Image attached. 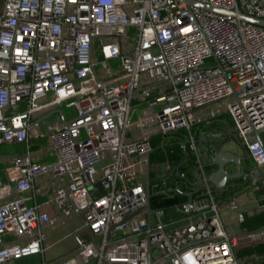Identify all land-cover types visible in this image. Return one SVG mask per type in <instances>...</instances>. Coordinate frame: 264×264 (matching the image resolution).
Masks as SVG:
<instances>
[{"label": "built area", "instance_id": "built-area-1", "mask_svg": "<svg viewBox=\"0 0 264 264\" xmlns=\"http://www.w3.org/2000/svg\"><path fill=\"white\" fill-rule=\"evenodd\" d=\"M192 1L221 10L186 0H0V144L25 145L6 167L8 182L0 173V199L12 185L20 193L0 201V263L43 254L46 226L60 214L26 200L49 172L59 212L80 215L76 235L100 236L99 245L80 237L55 264H241L191 127L215 114L201 108L226 99L233 133L264 167L253 133L264 126V25L240 16L264 19V0ZM44 119L35 134L47 136L51 158L36 160L30 129ZM181 128L194 165L187 172L166 158L158 179L196 190L170 213L163 204L148 212V172L139 175L152 138L163 145ZM224 204L244 219L234 196Z\"/></svg>", "mask_w": 264, "mask_h": 264}, {"label": "crops", "instance_id": "crops-1", "mask_svg": "<svg viewBox=\"0 0 264 264\" xmlns=\"http://www.w3.org/2000/svg\"><path fill=\"white\" fill-rule=\"evenodd\" d=\"M217 106L218 104L214 102L201 108L200 110L203 114L208 115L209 112H214L215 114L213 116H210L209 117L210 119L208 118L209 122H206L204 120L195 122L191 127V131L194 133L195 139L197 141L198 150L201 154L204 167L207 170L208 174L212 169L216 168V165L205 164L209 161V152H210L209 144L211 139L213 140V144L216 146V149L218 150L230 149L235 153L241 154L240 162H241L243 174L236 178H229L223 187H217L213 185V191L215 193L216 200L221 205L220 211L224 219L227 230L237 234V243L235 244V251L237 257H239L241 261V264H264V247H263L264 223H261L255 227L252 225L249 226L247 223H245L247 217H250L255 213H259L260 211L264 210V167L257 166L253 161V159L251 158V156L247 153L245 148L238 141H236V139L233 136V127H232L233 123L228 111L225 109L222 110H219L218 108L216 109ZM223 111L227 113L230 122L232 123L230 124V128L232 129L231 134L233 137L232 139L234 141L233 143L236 145L237 148L232 147L230 143L222 144L223 146H221L220 140L223 137H225V133H222L223 130L222 131L216 130L215 126H213L220 119V113H222ZM67 112L71 113L72 109L69 110L67 109ZM51 120H53V122H57L56 116L51 118ZM224 124L225 127L223 129H230L228 126L229 124H227V122H225ZM47 126L48 124L44 119L41 120L39 124L37 123V125H33L30 129V133H31L30 138L34 144V149H35L33 158L36 160L51 158L48 157L44 151L46 147L48 148L47 136L44 135L36 136L35 134L38 128L45 129ZM202 132L204 133V137L206 138V140L201 139ZM262 133H264V128L261 131H259L260 138L263 140ZM185 137H186V132L183 128H181V129H177L176 131H172L170 135H168L166 138L168 139L167 142L163 145H160V143L158 145L160 136L157 135L152 138L153 145H155L157 149L159 148L158 152H160V154L156 153L157 149L155 148L156 150H154V152L152 151L151 153V157H150L151 166L149 167V170L147 171V169H145L141 173H145L147 176V172H148L149 178L150 176L153 178V183H152L153 188L155 190L160 191L161 193H164L162 189H167L166 188L167 185L174 187L177 184L180 186L181 191H183L186 195H187L186 191L192 190L195 192L196 190L195 186L191 184L188 185L185 184L182 181V179L181 182H179V180H177L172 175L169 176L164 181V183L160 179H158L159 178L158 176L161 173L159 167L160 160L164 161L166 158H169L168 160H170V162L173 165L174 164L178 165L176 164L175 160L171 159L167 154V152H170V150L173 149L171 144H177L183 149L180 156L182 159L181 162H187V165L185 167H181L180 169H185L187 172H189L192 166L194 165V160H193L194 158L192 154L187 159H184V146L182 144L183 142L182 140L185 139ZM24 150H25V145L22 142L11 141L0 144V173L2 179L5 182L9 181L6 167L12 163L13 158L16 154L22 153ZM156 155H158V157ZM225 167L229 171H235V164L233 162H228ZM58 182L59 180L49 172H44L39 174L34 180V186L38 189L35 191L34 195L27 198L26 200V203L28 204H32L35 202L39 203L40 206L43 209L47 210L51 215L60 214L58 220H56L53 224H49L46 226L47 240L45 239L44 241V247H45L44 252L43 254L36 255V257H38L39 259V264L41 261H45L47 264H55V262L59 261L61 257H63L65 254L71 253L73 249L77 247L80 238L78 237V231L76 235V227L80 223V215L74 212L71 215L64 216L59 212L54 202L53 198L55 193V187L57 186ZM12 187H11V191L5 196H3L2 199H0V201L7 199L9 196L20 194L19 192L14 190V187L12 189ZM149 187H150V182H149ZM29 192L27 193L29 194ZM239 193L241 194L244 193V197L242 198L240 203L237 200L239 206L241 207L244 213V219L241 221H238L235 218L234 211L224 204L227 203L228 199L231 196H234L237 199ZM164 194L172 195L173 193L171 192L170 194V191H167ZM175 203L176 202H174L170 207L167 208V213L172 212L173 205ZM251 223L252 222H249V224ZM67 227L69 228L67 229ZM250 231H258V233L256 235L249 237L247 236V233ZM68 233L70 234V236L76 235L77 237L75 236L74 238H72L71 241H68L65 247L58 248L56 243L61 241ZM84 235L86 237L88 236L86 233ZM240 240H244L243 245H239ZM257 245H260V248H257L256 247ZM239 247H241V249L245 251L243 252V254H238ZM14 260H8L0 264H12V262H15Z\"/></svg>", "mask_w": 264, "mask_h": 264}, {"label": "water", "instance_id": "water-1", "mask_svg": "<svg viewBox=\"0 0 264 264\" xmlns=\"http://www.w3.org/2000/svg\"><path fill=\"white\" fill-rule=\"evenodd\" d=\"M187 2H191V3H197L194 2L192 0H186ZM200 4L202 6H205L207 8L210 9H214V10H221L217 7L208 5V4H204V3H197ZM241 17L250 20L254 23L257 24H261L264 25V19L258 18V17H254L245 13L240 14ZM264 128V126L258 127V128H254L253 129V133L260 138L259 135V131H261ZM234 138L236 139V141H238L241 144V141L238 139V136L236 133H233ZM201 139L206 140V138L204 137V133H201ZM183 146H184V142H182ZM210 152H209V161L207 163H205L206 165H216V168L212 169L209 174H208V180L212 182L213 185L217 186V187H223L227 180L229 178H236L239 177L243 174V170L241 167V154L239 153H235L230 149H226V150H218L216 149V146L213 144V140H210ZM228 162H233L235 164V171H229L226 169V164ZM195 176L197 178L196 184L200 185L201 184V175L197 172H195ZM149 182H150V178L148 176L147 178V186H148V202H147V211L151 212L152 211V206L150 203V198L153 196V194L150 192V188H149ZM99 188H100V192H103V189L100 187V183L97 182L96 183ZM194 191L189 190L186 191L187 195H188V199H190L192 197Z\"/></svg>", "mask_w": 264, "mask_h": 264}, {"label": "rangeland", "instance_id": "rangeland-1", "mask_svg": "<svg viewBox=\"0 0 264 264\" xmlns=\"http://www.w3.org/2000/svg\"><path fill=\"white\" fill-rule=\"evenodd\" d=\"M94 54H95V51H94ZM145 103L146 102H143V104H145ZM216 103L218 104V106L216 107V109L217 108L219 110L225 109L226 99H222L220 101H217ZM139 106H141V105H139ZM59 107L63 108L64 111L67 110V108L64 105H59ZM155 107H156V109H158L159 106L158 105H155ZM53 114H55V113H53ZM52 115H50V116H52ZM225 122H227V124H229L228 126L230 128V124H232V123L230 122V119H229L227 113L223 111L222 113H220V119L213 125V126H215V129L216 130H219V131H222L223 130L224 132L222 131V133H225V137H223L220 140L221 141V146H223L222 144H229L230 143V145H232V147L237 148L236 145L233 143L234 141L232 139L233 137H232V134H231L232 133V129L231 128H230L231 130L230 129H223L225 127V124H224ZM232 127H234L233 124H232ZM262 137H263V140H264V133H262ZM160 164L161 165H159V167H160L161 173L162 172H165V169L162 166L163 165V162L161 160H160ZM139 178L142 181H144L146 179V174L145 173H141L139 175ZM243 197H244V193H242V194L239 193L238 194L237 200L239 201V203H240V201L242 200ZM75 223H76V221H75ZM76 225H77V223H76ZM68 228L69 227H67V229ZM85 233L88 235L87 237L84 235ZM66 235H67V237H66ZM66 235H65V237L61 241H59V242L56 243V245H57L58 248L59 247H65V245L68 243V241H71L72 238H74L76 236V235L70 236L69 233L66 234ZM78 237H83V239H87V238L90 237V239L94 242L95 245H99V243H100V236L99 235H93L91 233V231H89L87 229H82V230L78 231ZM238 238H240V237H238ZM243 241L244 240H240L239 245H243ZM69 248H71V247H69ZM75 249H73V251ZM238 252H239L238 254H243V252H245V251H243V249H241V247H239L238 248ZM34 255L25 256L23 258H19L17 260H14L15 262H12V264H39V259H38V257H36V255H38V254H34ZM94 263H95V259L94 258H91V259H88L86 261H81L80 262V264H94Z\"/></svg>", "mask_w": 264, "mask_h": 264}, {"label": "trees", "instance_id": "trees-1", "mask_svg": "<svg viewBox=\"0 0 264 264\" xmlns=\"http://www.w3.org/2000/svg\"><path fill=\"white\" fill-rule=\"evenodd\" d=\"M172 150L170 152H167L168 156L171 159H174L176 164L179 165V167H185L187 165V162H181V153L183 149L177 145V144H171ZM159 149V148H158ZM158 149L156 150L157 154H160L158 152ZM155 153V154H156ZM158 157V155H156ZM209 167V166H208ZM211 167V166H210ZM153 178L150 176V192L153 194V196L150 198V203L152 207H155L157 204H163L166 208L170 207L174 202H182L188 199V196L181 190L173 193L172 195H166L164 193H161L158 190H155L152 186ZM249 222H252L249 224ZM245 223H247L249 226H258L261 223H264V210L260 211L259 213H255L254 215L247 217ZM257 248H260V245L256 246ZM264 247V244H263Z\"/></svg>", "mask_w": 264, "mask_h": 264}, {"label": "bare ground", "instance_id": "bare-ground-1", "mask_svg": "<svg viewBox=\"0 0 264 264\" xmlns=\"http://www.w3.org/2000/svg\"><path fill=\"white\" fill-rule=\"evenodd\" d=\"M209 119H210V118H209ZM178 142H179V141H178ZM156 149H157V148H156ZM156 149H155V150H156ZM153 152H154V151H153ZM150 166H151V165H150Z\"/></svg>", "mask_w": 264, "mask_h": 264}]
</instances>
